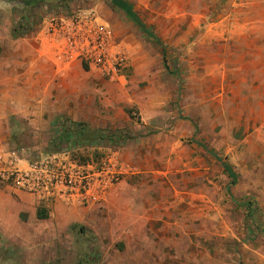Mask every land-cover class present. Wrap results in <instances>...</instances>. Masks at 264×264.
Returning a JSON list of instances; mask_svg holds the SVG:
<instances>
[{"label":"rangeland","instance_id":"rangeland-1","mask_svg":"<svg viewBox=\"0 0 264 264\" xmlns=\"http://www.w3.org/2000/svg\"><path fill=\"white\" fill-rule=\"evenodd\" d=\"M127 1L166 48L171 72L110 0H0L1 50L33 45L48 16L82 7L126 38L120 81L83 76L77 95L91 103L92 120L66 146L99 160L122 145L98 131L122 129L124 145L142 151L129 149L135 162H125L120 184L84 207L56 246L33 247L51 261L29 264H264V0ZM21 25L33 37L17 39ZM195 127L216 159L190 140ZM218 159L233 166L234 185ZM4 248L0 264H24L5 261Z\"/></svg>","mask_w":264,"mask_h":264},{"label":"crops","instance_id":"crops-1","mask_svg":"<svg viewBox=\"0 0 264 264\" xmlns=\"http://www.w3.org/2000/svg\"><path fill=\"white\" fill-rule=\"evenodd\" d=\"M30 35L33 37L32 31H16L17 39H25ZM34 35L33 45L0 49V151L23 142L30 148H39L50 134L52 136L55 121L66 118L81 126V120H92L91 103H87L85 99L83 104V98L77 92L81 89L79 87L83 76H100L78 60H55L50 40L45 35L42 36L41 31H36ZM116 35L121 39L128 56L129 42L125 37ZM121 77L123 72L116 80L120 81ZM188 122L194 124L191 119ZM196 131L197 127L190 140L197 142L207 152L212 151L214 155L210 154L216 159L213 148L195 138ZM98 132L101 138L106 135L105 137L122 145L117 150L124 163L127 160L135 162L129 157V149L132 154L136 152L139 155L142 152L135 149L133 142L124 145L125 135L122 129L110 132L109 135L105 129ZM39 209L46 214L44 218L37 217ZM90 210L62 202L41 208L34 195L0 185V244L5 247L4 260H17L24 264L33 261L48 263L51 261L50 255L46 257L47 254H40L41 256L36 257L33 247L56 246L57 240H62L63 234L68 231L69 224L84 220V215ZM14 253L18 258H14Z\"/></svg>","mask_w":264,"mask_h":264},{"label":"built area","instance_id":"built-area-1","mask_svg":"<svg viewBox=\"0 0 264 264\" xmlns=\"http://www.w3.org/2000/svg\"><path fill=\"white\" fill-rule=\"evenodd\" d=\"M41 31L52 43L55 60H78L108 80L122 75L124 45L95 7L51 14ZM56 128H52L56 141L47 150L17 144L0 151V185L34 195L41 208L55 202L79 207L104 202L128 168L118 150L99 160L82 161L57 141Z\"/></svg>","mask_w":264,"mask_h":264},{"label":"trees","instance_id":"trees-1","mask_svg":"<svg viewBox=\"0 0 264 264\" xmlns=\"http://www.w3.org/2000/svg\"><path fill=\"white\" fill-rule=\"evenodd\" d=\"M31 1L32 3H39L41 0H27ZM110 3L117 9L123 11L127 17L138 27L140 32L145 36L148 40H150L152 43L155 44V46L159 49L161 53V58L164 67L171 72L170 66L168 64V61L166 59V48L163 46L161 40L152 33L150 28H148L147 25H145L140 17L134 12L132 5L127 0H110ZM19 28L25 29L23 25H21ZM54 125L57 127L55 129V138L58 139L57 141L60 144H68L67 142L70 140L71 137H73L74 134L81 133L80 132V124H73V123H67L66 119L55 121ZM106 135H104L105 137ZM52 142L56 141L53 137L51 138ZM211 154L214 155L212 151H210ZM217 158V157H216ZM221 161V159H218ZM221 166L223 168L224 173L226 174L228 178V184L234 185L237 180V174L235 173V170L233 166L227 162V161H221ZM251 212H248V215L251 216ZM46 214L43 210L37 211V217L38 218H44Z\"/></svg>","mask_w":264,"mask_h":264}]
</instances>
